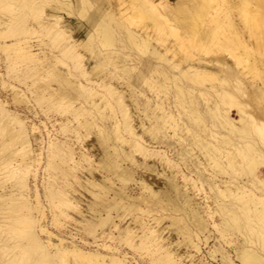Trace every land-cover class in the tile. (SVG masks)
<instances>
[{"label": "bare ground", "instance_id": "6f19581e", "mask_svg": "<svg viewBox=\"0 0 264 264\" xmlns=\"http://www.w3.org/2000/svg\"><path fill=\"white\" fill-rule=\"evenodd\" d=\"M212 10L236 64L175 58ZM263 25L264 0H0V264H264Z\"/></svg>", "mask_w": 264, "mask_h": 264}, {"label": "rangeland", "instance_id": "374dc122", "mask_svg": "<svg viewBox=\"0 0 264 264\" xmlns=\"http://www.w3.org/2000/svg\"><path fill=\"white\" fill-rule=\"evenodd\" d=\"M172 1H176V0H172ZM188 3H191V2H188ZM252 6V5H251ZM254 6V5H253ZM249 8V7H248ZM213 11V10H212ZM234 11V10H233ZM237 14V16L235 17L236 18V21H243L244 20V18L245 17H241V15L239 14V12L238 11H235L234 12V14ZM233 14V15H234ZM210 15V16H209ZM208 15V17L206 16V18H205V21H204V23H203V25H202V29H201V31L203 30V28H205V29H207V30H210L211 31V35H208V36H210V37H205V35H206V33H203V32H201V31H199L198 33L196 32V34L197 35H195L194 36V38H196V40L198 41H196V44L194 43L193 45H190V43L188 44V42L187 41H185L184 42V44L182 45L181 43H180V36H182L181 34L183 33L184 34V32H179V33H174V32H171V31H168L167 33L168 34H170L169 36L167 35V33H165L163 36L164 37H166V35H167V37L168 38H166V39H169V41L171 42V43H173V44H175L176 46H177V54H176V56H175V58H179V56H181V54L182 53H186L187 55L189 54V53H192V54H194V55H196V56H203V57H207V58H212V57H218V56H220V57H227L230 61H233V63H235V59H234V57L231 55V53L229 52V50H227V49H223V48H219V44L221 43V41H223V39H224V33H220V34H216V32H214V29L213 28H215V22H216V12H212L211 14H209ZM212 16H213V18H212ZM241 18V19H240ZM142 20V23L144 22L143 21V19H141ZM207 20V21H206ZM213 22H212V21ZM215 20V21H214ZM207 22V23H206ZM213 29V30H212ZM259 30H264V25L262 26V28L261 29H259ZM264 32V31H263ZM224 34V35H223ZM218 35V36H217ZM207 36V35H206ZM217 36V37H216ZM201 37V38H200ZM200 38V39H199ZM206 38V39H205ZM202 40L204 41V42H202ZM166 41H168V40H166ZM208 44V45H206V43ZM205 43V44H204ZM198 44V45H197ZM202 44V45H201ZM190 47V49H188ZM259 51L258 50H254L253 51V55H256V54H258L259 55V52H261L262 51V55L264 56V46H259ZM241 50V49H240ZM189 52V53H188ZM237 52H239V53H241L242 55L241 56H243L244 58H246V56H245V54L244 53H242V50L241 51H237ZM179 53V54H178ZM170 54H172V53H170ZM236 64V63H235ZM256 78H258L257 76H256ZM204 84H209V80L208 79H206V80H204ZM240 98V97H239ZM232 108H234V106H232ZM234 116H237V114L234 112ZM186 135L187 136H191V133L190 132H186ZM208 137H210L211 139H214L210 134H208ZM263 159H264V157H263ZM264 168V167H263ZM97 173H99V172H97ZM83 187V188H82ZM76 188L78 189V190H76V192H73L72 193V196H73V199H80V202L84 205V206H88L87 204L88 203H90L91 202V193L86 189V186H81V185H78V184H76ZM81 196H82V198H81ZM201 201H204V192L202 191V190H200V194L197 196ZM203 206H204V204H203ZM48 213H51L50 211L48 212ZM70 213L72 214V216L73 217H75V218H82V214L81 213H79L78 211H76V210H72V209H70ZM49 215H51V214H49ZM169 219V218H168ZM62 220L64 221V223H65V225H67L66 227V229H68V228H70L72 225H74L73 224V222L69 219V222H68V220L67 219H65V218H62ZM211 226V229L213 230V232H214V235H215V237H217L219 234H218V231L215 229V228H213V226L212 225H210ZM53 231L55 232V233H57V234H60L62 231H61V229H59V228H53ZM68 239H70V238H68ZM78 241V240H77ZM215 241V240H214ZM214 241H212L211 243H213ZM81 244H82V242H80ZM86 248H88V246H86Z\"/></svg>", "mask_w": 264, "mask_h": 264}]
</instances>
